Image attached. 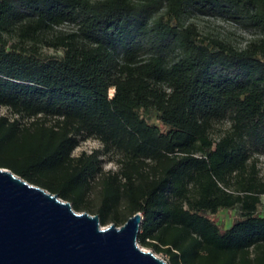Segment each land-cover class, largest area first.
Here are the masks:
<instances>
[{"label":"trees","instance_id":"obj_1","mask_svg":"<svg viewBox=\"0 0 264 264\" xmlns=\"http://www.w3.org/2000/svg\"><path fill=\"white\" fill-rule=\"evenodd\" d=\"M192 11L257 36L204 35ZM0 107V165L102 224L141 211L169 264H264V0H0ZM87 138L102 147L75 155Z\"/></svg>","mask_w":264,"mask_h":264},{"label":"water","instance_id":"obj_2","mask_svg":"<svg viewBox=\"0 0 264 264\" xmlns=\"http://www.w3.org/2000/svg\"><path fill=\"white\" fill-rule=\"evenodd\" d=\"M143 218L137 211L121 225L102 224L98 213L0 165V264H169L139 246Z\"/></svg>","mask_w":264,"mask_h":264},{"label":"rangeland","instance_id":"obj_3","mask_svg":"<svg viewBox=\"0 0 264 264\" xmlns=\"http://www.w3.org/2000/svg\"><path fill=\"white\" fill-rule=\"evenodd\" d=\"M188 21L194 22L198 25L200 30L204 35L208 36H220L227 38L236 46H245L249 40L257 36L255 31L243 24L233 19L226 13L216 12L214 14H202L197 11H192L188 17ZM64 25L63 27H67ZM42 50L48 54H62V49H56L48 45H43ZM112 88H110V94L112 93ZM0 112L2 114L13 116L12 112L6 107H0ZM146 116L151 122L161 124L160 119H158L156 112L152 111L146 113ZM230 125L229 119H223L215 123L212 133L215 136L223 133ZM101 142L96 138H87L81 140L79 145L75 148L74 154L77 155L82 151L91 152L95 148H101ZM252 158H256L257 167L260 170L259 175L264 178V149H252ZM103 167L104 169L115 168L113 162L109 161L106 157H103ZM260 213L264 214V194L262 195V201L259 205ZM239 211L237 208H222L217 213L211 214L222 226L228 227L232 224L233 220L237 217ZM111 223V222H110ZM120 225V224H118ZM138 244L145 250H153L151 247L142 244L138 240ZM154 251V250H153ZM155 252V251H154ZM159 256L165 258L168 261V257L162 252H155Z\"/></svg>","mask_w":264,"mask_h":264},{"label":"bare ground","instance_id":"obj_4","mask_svg":"<svg viewBox=\"0 0 264 264\" xmlns=\"http://www.w3.org/2000/svg\"><path fill=\"white\" fill-rule=\"evenodd\" d=\"M111 91H112V93H113V89H112Z\"/></svg>","mask_w":264,"mask_h":264}]
</instances>
